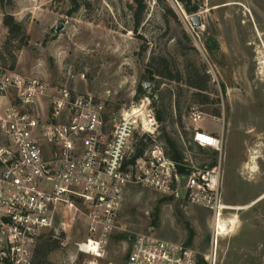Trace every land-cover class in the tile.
I'll return each instance as SVG.
<instances>
[{
	"label": "rangeland",
	"instance_id": "1",
	"mask_svg": "<svg viewBox=\"0 0 264 264\" xmlns=\"http://www.w3.org/2000/svg\"><path fill=\"white\" fill-rule=\"evenodd\" d=\"M79 1L72 15L66 14L68 0L0 4V49L4 14L21 21L28 34L13 70L117 107L149 95L158 137L167 154L181 150V168L220 157L222 201L231 207L221 215L227 223L236 221L218 236L216 264H264V0H190L189 7H197L191 12L179 0H145L135 29L131 0ZM10 65L9 55L2 54L0 66ZM193 106L204 112L203 128L219 129L220 152L191 142ZM213 217L208 207L181 196L130 184L105 259L122 260L129 236L150 227L158 236L184 241L191 227L189 243L207 250ZM60 219L57 229L38 238L31 264H82L90 258L76 244L86 232L81 218L75 216L64 230Z\"/></svg>",
	"mask_w": 264,
	"mask_h": 264
},
{
	"label": "built area",
	"instance_id": "2",
	"mask_svg": "<svg viewBox=\"0 0 264 264\" xmlns=\"http://www.w3.org/2000/svg\"><path fill=\"white\" fill-rule=\"evenodd\" d=\"M0 264H31L40 235L72 225L86 229L77 248L90 255L82 264H216L217 229L200 250L184 240L158 236L150 227L129 236L120 261L105 259L128 185L181 196L211 209L222 205L220 157L212 164L186 166L165 150L149 95L114 106L89 92L50 85L0 67ZM194 123L204 112L191 109ZM149 143L136 155V140ZM191 141L218 152L222 136L193 126ZM225 208V207H224Z\"/></svg>",
	"mask_w": 264,
	"mask_h": 264
},
{
	"label": "trees",
	"instance_id": "3",
	"mask_svg": "<svg viewBox=\"0 0 264 264\" xmlns=\"http://www.w3.org/2000/svg\"><path fill=\"white\" fill-rule=\"evenodd\" d=\"M4 1L5 0H0V4H3ZM179 1L184 5V7L187 11L191 12V11L196 10V8H197L196 6L189 7L190 0H179ZM68 3H69V9L66 12V14H68V15H72L81 6L79 0H68ZM131 3H132V5L130 6L132 9L131 19H132V22L134 24L133 29H135L140 24V22L142 21V14H143L144 10L146 9V2H145V0H131ZM2 23L6 28V36H5V40L3 42V45L0 49V56L2 54L9 55V57L11 59V65L7 68L9 70H13L14 64L16 62V53H17V51H19V49L21 47L27 45L28 34L26 32V27L24 26V24L21 21L16 20L12 14H9V13L4 14V16L2 17ZM189 84L193 85V86H198L200 88H202V86L204 85V84L195 83V82H190ZM139 89H141V87ZM149 141H150V139H149L148 135H146L145 133L140 135L136 140V150H135L136 152H135V154L136 155L141 154L142 151L147 147ZM169 142L171 145H173V142L171 140H169ZM169 155L176 160L182 159L181 150H179L178 148L170 151ZM214 161L210 162L209 164H212ZM181 169L184 170V168H181ZM193 234H194L193 229L191 227H189L188 232H187L186 242L189 243L191 241Z\"/></svg>",
	"mask_w": 264,
	"mask_h": 264
},
{
	"label": "bare ground",
	"instance_id": "4",
	"mask_svg": "<svg viewBox=\"0 0 264 264\" xmlns=\"http://www.w3.org/2000/svg\"><path fill=\"white\" fill-rule=\"evenodd\" d=\"M221 207L231 208V207L226 206V205H222ZM213 215H214L213 220L215 222L214 227L216 226L217 235L227 234L231 230L230 227H234L236 219H232V220L228 221V223H227V222H225V220L223 219V216L221 214H219V216H217V217H216V214H213Z\"/></svg>",
	"mask_w": 264,
	"mask_h": 264
},
{
	"label": "crops",
	"instance_id": "5",
	"mask_svg": "<svg viewBox=\"0 0 264 264\" xmlns=\"http://www.w3.org/2000/svg\"><path fill=\"white\" fill-rule=\"evenodd\" d=\"M6 102V98L4 97V96H1L0 95V103H5ZM212 116H214V115H212ZM201 120V119H200ZM200 120H198L196 123H195V126H201V127H203L202 126V124H199V121ZM209 130H212V131H214V132H217L219 129H216V128H209ZM264 196V194L260 197V198H262ZM259 198V199H260Z\"/></svg>",
	"mask_w": 264,
	"mask_h": 264
},
{
	"label": "water",
	"instance_id": "6",
	"mask_svg": "<svg viewBox=\"0 0 264 264\" xmlns=\"http://www.w3.org/2000/svg\"><path fill=\"white\" fill-rule=\"evenodd\" d=\"M191 20H192V22H193L194 24H198V15H197V14L192 15ZM58 28H59V27L57 26V29H58Z\"/></svg>",
	"mask_w": 264,
	"mask_h": 264
}]
</instances>
